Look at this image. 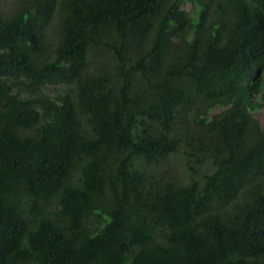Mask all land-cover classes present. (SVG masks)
<instances>
[{
    "label": "trees",
    "instance_id": "1",
    "mask_svg": "<svg viewBox=\"0 0 264 264\" xmlns=\"http://www.w3.org/2000/svg\"><path fill=\"white\" fill-rule=\"evenodd\" d=\"M258 94L264 0L14 1L0 264H264Z\"/></svg>",
    "mask_w": 264,
    "mask_h": 264
},
{
    "label": "rangeland",
    "instance_id": "2",
    "mask_svg": "<svg viewBox=\"0 0 264 264\" xmlns=\"http://www.w3.org/2000/svg\"><path fill=\"white\" fill-rule=\"evenodd\" d=\"M14 1H16V0H0V12L7 11L8 8L11 7V5H12V3ZM184 8L187 9V10H192V5L191 4H185ZM48 32H50V31H48ZM64 88H65V85L57 84V85H49V86H47L46 90L48 91V93H50L52 95H55L58 92L62 91ZM257 99L260 100L261 102L264 101L263 98L260 97V94L257 95ZM222 109L223 108H215L212 111V114H217V113L221 112ZM255 116L259 120V122L261 123V126L264 129V107L263 108H258L257 111H255ZM171 163H172V165L174 164L172 166L174 169H176L177 171L180 170V172L183 171V169L180 166L179 160H176L175 158H172L171 159Z\"/></svg>",
    "mask_w": 264,
    "mask_h": 264
}]
</instances>
